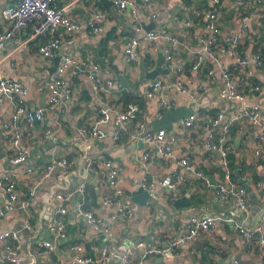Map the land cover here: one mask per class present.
Instances as JSON below:
<instances>
[{
	"label": "crops",
	"instance_id": "crops-1",
	"mask_svg": "<svg viewBox=\"0 0 264 264\" xmlns=\"http://www.w3.org/2000/svg\"><path fill=\"white\" fill-rule=\"evenodd\" d=\"M211 2L212 0H155L154 10L157 18L152 19L148 11H142L136 14L135 21L128 11L118 12L113 5L105 8L99 0H77L69 7L67 16L79 23L80 29L74 34L73 45L62 46L61 52L69 54L77 62L98 64L101 68L100 76L111 80L113 88L96 97L86 75L71 69L64 75L68 88L72 91L70 99L54 110H46L43 119L32 125L21 120L17 128L20 133L17 149L13 150L9 143L0 146V178L8 175L14 180L18 201L27 200L29 194L33 192L32 202L27 210L29 217L24 219L23 213L17 208L9 213L0 225V232L18 230L24 226L26 220L32 225L30 231H23L20 234L23 249L19 254V264H47L49 259L54 261L68 259L74 255L71 250L74 244H82L85 248L87 243L95 250L96 256L107 247L106 245L112 247L116 245L121 253L127 254L132 261H137L139 251L135 244L138 241H147L156 236L165 239L179 238L183 232L178 221L183 219L218 215L233 218L246 227H253L264 219V138L259 135L264 126V15H261L259 10L262 6H257L253 0H221L217 7V22L224 35L239 33L241 18H247V27L240 33L241 48L245 46L246 55L253 50L259 52L262 57V62L254 70L253 76L246 79L222 56L216 61H205V66L200 71L187 72L190 80L188 94L199 86L206 88L195 104L188 100V96L178 95L174 90L167 93L176 102V108L197 106L194 112L198 113L192 128L181 129L183 119L179 122L174 121V133L165 130L167 137L175 138L172 145L173 157L158 156L154 154L152 146L147 147L136 139V135L151 128L150 120L159 116L157 110L159 95L152 98L142 95L147 83L152 81L148 74L159 68L155 79L169 81L173 77V64L165 65L163 61L158 62L159 56L163 60L164 43L158 41V46L152 47L142 40L145 31L165 26L171 34L179 36V22L188 17L193 19L190 30L201 35L204 32L203 21L193 17V11L206 10ZM7 3V0H0V33L3 30L1 10ZM68 3L70 0H58L56 4L62 7ZM96 9L105 11L108 21L102 26L100 33L93 34L86 22ZM133 25L141 27L142 32L133 31ZM131 36L138 41L137 60L127 63L122 52ZM20 37L25 40L23 45L11 42L0 51V73L2 77L20 85L26 92L17 96L16 101L5 98L0 103V130L4 123H9L16 103L25 110L30 108L36 110L41 108V104H45L46 83L50 75L48 70L59 61L58 57L53 59L42 57L37 41L29 39L27 33L22 32ZM180 42L183 43L173 50V58L175 62L182 61L187 68L192 61L191 50L200 44L198 40L189 41L184 38ZM225 66L230 68L239 90L248 92L247 89L255 84L262 85V89L251 94L245 103L222 100L219 97L220 71ZM208 71H212V76L207 75ZM119 74L124 77L127 86L121 85V81L117 79ZM130 104H136L138 111L131 121L124 124L125 132L116 140L113 118L124 114ZM254 106L259 108L258 124L240 121L231 127L226 136V140L232 146L228 156V172L232 181L246 190L248 209L242 212L230 198L221 199L218 209H211L206 205L214 203L216 186L226 183V168L222 166L217 153L208 151L200 145L209 134L218 132L213 130L207 121L217 114H223L227 119L234 111ZM100 108H106L107 113L105 123L98 126L105 136L84 146L76 129L82 126L96 127ZM46 131H50L52 136L46 138ZM236 144H239V156L236 154ZM23 150L29 152L27 161L22 165L11 164L10 160ZM147 151L152 152L154 156L144 160L143 154ZM180 156H188L193 170L183 169L176 164ZM58 157L67 158L71 168L63 173L61 168L55 167L47 178H43L46 166ZM86 158L98 162L110 161L113 168L120 173L124 195L113 194V189L108 186L107 170L101 165L91 173L94 185L87 181L84 178L87 170ZM28 168L30 172H27ZM196 173L205 176L209 186H206ZM165 177L175 181V193L161 184ZM81 180L82 184H87L82 198L79 194L71 195L78 189ZM139 181L148 186L155 182L150 191L152 204L142 207V211L146 213L147 207L151 209L156 205L159 216L156 217L155 225L150 218L143 219V212L140 215L137 212L138 205L131 201L136 196L134 188ZM57 195L68 196L64 216L67 228L65 241L55 240L53 251L37 257L33 250L37 240L45 237L43 226H46L54 216L59 203ZM107 195L113 197L115 205L111 207L103 205V199ZM185 195L190 205L181 208L175 216L162 208L163 204L168 206L167 202L170 200ZM121 203L132 205L134 214L131 212L128 220H117L108 227H90L83 222L78 211V204H82L85 210L92 211L95 217L105 221L110 212ZM2 247L3 242L0 241V254ZM172 256L176 259L175 262L157 263L156 257H148L142 264H264V250L259 236L256 235L246 245L236 229L221 222L212 229L201 230L192 240L181 245ZM109 261L107 259L104 264H109Z\"/></svg>",
	"mask_w": 264,
	"mask_h": 264
},
{
	"label": "built area",
	"instance_id": "built-area-1",
	"mask_svg": "<svg viewBox=\"0 0 264 264\" xmlns=\"http://www.w3.org/2000/svg\"><path fill=\"white\" fill-rule=\"evenodd\" d=\"M8 3L1 10V18L3 20V30L0 33V51L8 43H15L16 45H23L25 40L21 39L22 32L28 34L29 39L37 41L39 52L42 57L46 59H53L58 57L59 61L54 71L50 73L46 83L47 95L45 100V108H38L34 111L25 110L17 103L12 113L9 123H4L1 127L0 140L4 143H9L12 149L18 148L20 141V133L18 132V124L24 120L28 124H33L36 121H41L46 110H54L70 99L72 91L68 88V84L64 79V75L71 69L83 72L88 82L90 83L93 94L100 97L102 94L108 92L113 88L111 80L102 78L100 76V66L95 63L77 62L75 58L67 53H62V46H71L74 43V34L80 29V24L71 20L67 16L69 7L77 0H70L65 6L58 7V0H7ZM113 3V6L118 12L128 11L133 21L136 20V14L142 11H148L150 18L156 19L155 0H108ZM240 1V0H239ZM257 6H262L259 10L261 15H264V0H253ZM221 0H212L211 5L206 10L193 11V17L197 20L203 21L204 32L201 35L195 34L191 31V21L188 17L181 20L179 36L171 34L170 30L161 26L156 30L145 31L142 40L148 42L152 47L158 46V41L164 43L163 48V63L165 65L173 64V77L167 81L164 79H154L149 81L142 92L146 98H152L159 95L157 107L158 115L163 112L176 108V102L170 98L167 93L174 90L178 95L188 96V100L195 104L196 100L206 91V88L199 86L191 94H188V84L190 82L187 77V72H198L204 68L205 61H216L218 57L222 56L228 63H231L246 79L251 78L254 70L261 64L262 57L259 52H249L243 55L239 49L242 40L240 33L244 32L247 27V18H241V26L239 33L224 35L217 22V7ZM108 21V15L101 9L94 10L88 18L86 25L88 29L97 34L102 31V26ZM137 24V23H135ZM135 32H142V28L136 25L132 26ZM179 38L189 41H199L200 46L191 50L192 61L188 68L182 61L175 62L173 58V50L180 43ZM138 41L134 37H129L126 47L123 49L122 55L127 63L135 62L137 60ZM245 52V51H244ZM221 87L219 90V97L228 102L245 103L248 101L251 94L262 89V85L255 84L249 87L248 92L239 90L237 84L230 73V68L225 66L220 71ZM208 76H212V71H208ZM25 90L18 85L4 77L0 73V103L7 98L9 101H16L17 96L25 94ZM162 92V95L160 96ZM15 103V102H14ZM138 111L136 104H130L128 110L124 114H120L113 118V126L115 127L114 139H119L121 134L125 132L124 124L128 123ZM100 117L96 120V127L86 128L84 126L78 127L76 133L84 146L92 144L96 139H99L102 134L99 125L106 121V108L99 109ZM158 116V117H159ZM259 108L244 107L240 111H234L227 119L223 114H217L208 119L207 123L213 130H218L215 134H209L207 138L200 142V145L206 150L217 153L221 159L222 166L226 168L225 180L226 183L218 184L214 191V201H221V199H232L237 208L242 212L248 209V198L246 190L239 186L231 179V174L228 172V156L232 151L231 144L226 140V136L232 126L240 121H245L249 124H258ZM198 118V113L194 112L182 121L181 129L187 130L192 128ZM264 137V126L259 134ZM52 136L50 131H46L45 137ZM136 139L141 144L147 147L152 146L156 155L162 157H173V142L174 137H167L165 130L152 132L146 130L142 134L136 135ZM152 152L147 151L143 154V159L147 160L154 156ZM29 156L27 150L19 151L11 160L13 165L24 164ZM86 169L90 173H94L96 167L101 165L107 170L108 186L113 189L115 196H123L124 190L122 188L123 181L117 169L113 168L112 163L108 160L98 162L92 158H86ZM176 164L186 170H193L190 166L188 156H180ZM55 167L62 169L63 173L71 168L70 161L65 157L54 158L43 173V178H47ZM31 170L28 168L27 172ZM202 179L206 186H209L208 179L201 173H196ZM140 182V181H139ZM137 182V183H139ZM172 178L165 177L161 184L171 189L176 188ZM83 183V182H82ZM80 184L78 189L71 193L79 194L81 198L86 191L87 184ZM136 183V184H137ZM155 182H151L148 186L146 183L140 182L141 187L150 192L154 187ZM16 183L8 175L0 178V225L4 222L6 216L15 210L22 209L29 217L27 210L29 209L33 192L29 194V198L24 201H18L15 191ZM151 193V192H150ZM70 195V196H71ZM59 203L51 221L49 233L51 241H40L33 250L35 256L39 257L42 254L53 251V242L65 238L67 228L64 222L66 214L67 198L68 196L57 195ZM105 207L115 205L113 197L107 195L103 199ZM19 204V205H18ZM78 211L81 214L82 220L93 228L108 227L117 220H128L131 217V207L129 204L121 203L116 206L114 211H111L105 221L102 218L95 217L94 213L85 210L82 204H78ZM56 217V218H55ZM227 223L236 229V231L243 238L245 244H249L257 235L259 236L260 244L264 250V219L253 227H246L242 222L236 221L233 218L225 216H209L206 218L191 217L178 221L180 230L183 232L179 238L165 239L156 236L147 241H138L135 248L139 251L137 261H132L127 254L119 253L118 250L112 249V245L102 249L93 261L86 252L82 244H74L71 250L74 255L68 259L51 260L47 264H103L104 260H118L119 264H142L148 257H168L172 256L177 249L192 240L201 230L207 231L215 227L218 223ZM32 225L29 220L25 221L24 226L20 230H5L0 232V241L3 242V247L0 254V264H19V254L23 249V244L20 240V234L23 231H30Z\"/></svg>",
	"mask_w": 264,
	"mask_h": 264
},
{
	"label": "water",
	"instance_id": "water-1",
	"mask_svg": "<svg viewBox=\"0 0 264 264\" xmlns=\"http://www.w3.org/2000/svg\"><path fill=\"white\" fill-rule=\"evenodd\" d=\"M99 2L105 8H109L110 6L113 5V3L108 1V0H99ZM191 15L192 14H190L189 17H191ZM180 41H182L181 38H179V42ZM160 61H162L161 56H159V58H158V62H160ZM57 63H58V61H57ZM57 63H55V65L48 70L49 73H52L54 71L55 67L57 66ZM159 70H160L159 68H156L153 72L149 73L148 74L149 78L151 80H154L156 78ZM117 79L121 81L122 86H127V83L121 74H119L117 76ZM41 107L45 108V104L44 103L41 104ZM195 107L197 108V106H190L187 108L185 106H179L177 108L167 110V111L163 112L158 118H154L153 120H150L151 128L148 130H150L152 132H157L159 130H167L169 133H174V130H173L174 125H175L174 121L179 122L180 120L186 119L189 115H191L194 112ZM34 110H35V108H30V111H34ZM2 144H3V141L0 140V146H3ZM235 148L237 149L236 154H237V156H239V152H240L239 144H236ZM84 178L94 185L95 181L92 180L93 175L89 171L85 170ZM81 183H82V180L80 181V183L78 185H80ZM139 183H137L135 185L134 191H135L136 196L134 198H132L131 201L135 202L138 205L137 212L140 215H142V212H143V215H142L143 219L144 218L145 219L150 218L151 221H153V225H155V220H156V217L159 216V212L157 211L156 205H153L151 207V209H149V207H147L146 213H144V211H142L143 206L152 204L153 201H152L151 193L148 192L147 190H145L144 188H142L141 184H139ZM170 191L175 193L176 189H171ZM221 202L222 201H214V203L210 202L209 205H206L207 203L205 205L211 209H218ZM167 204H168V206H165V204H163L162 208L167 213L175 216V214H177L181 208L188 207L190 205V201L188 200L187 195H185L181 198H175L173 200H170L169 202H167ZM130 207H131V210L134 214V207L132 205ZM198 207H199V204H197L196 208H198ZM19 210L23 213L24 219H26V215H25L24 211L22 209H19ZM52 219L53 218H50V220L48 221V224L46 226H43V231H45V233H44L45 237L43 236V237L39 238L36 243H38L40 241H48V242L51 241V235L49 233V228L51 226ZM83 222H85L84 219H83ZM150 228H151V225H150ZM18 230L21 231V228H19ZM64 241H65V238H62L59 240V242H64ZM114 247L116 250H118L119 253H121L120 250L118 249V246L115 245ZM85 250L87 251L90 258L94 261L95 257H96L95 250H93L88 243L85 244ZM155 260L157 263H162V262L170 263V262L176 261V259H174L173 256H168V257L158 256V257H156ZM109 264H119V261L118 260L109 261Z\"/></svg>",
	"mask_w": 264,
	"mask_h": 264
},
{
	"label": "trees",
	"instance_id": "trees-1",
	"mask_svg": "<svg viewBox=\"0 0 264 264\" xmlns=\"http://www.w3.org/2000/svg\"><path fill=\"white\" fill-rule=\"evenodd\" d=\"M244 48H245V46L242 47V48L240 47V49H239V51H240L243 55L245 54V52H244ZM252 52L255 53V52H257V51H253V50H252ZM105 262H106V260H104L103 264H104Z\"/></svg>",
	"mask_w": 264,
	"mask_h": 264
}]
</instances>
